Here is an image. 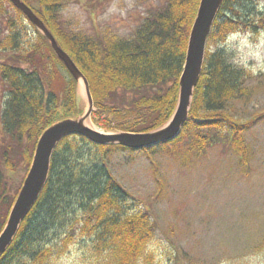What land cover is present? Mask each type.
Segmentation results:
<instances>
[{"label": "trees", "instance_id": "1", "mask_svg": "<svg viewBox=\"0 0 264 264\" xmlns=\"http://www.w3.org/2000/svg\"><path fill=\"white\" fill-rule=\"evenodd\" d=\"M4 1L15 8L16 17L8 18L10 32H0V76L9 90L2 117L0 234L25 179L15 185L17 172L24 164L28 173L43 131L86 108L78 98V80L46 36L38 29L36 40L28 38L26 44L17 23L27 17L10 0H0V14L8 12ZM24 1L87 76L97 113L106 114L108 129L146 132L169 121L178 104L189 36L201 0H166L163 9L150 13L126 38L66 32L57 21L60 0H35L38 9L33 1ZM257 1H224L208 38L189 119L168 143L179 142L188 129L198 131L197 145L213 141V132L226 131L229 143L248 164L245 133L255 119L244 121L229 105L248 95L250 73L233 64L225 50L210 47L239 29L264 27ZM92 119H97L94 113ZM120 148L129 149L100 145L80 134L63 138L53 152L44 190L0 264H54L73 246L82 250L83 261L89 264L140 263L154 237L155 222L146 211L131 210V192L112 173L109 158Z\"/></svg>", "mask_w": 264, "mask_h": 264}, {"label": "rangeland", "instance_id": "2", "mask_svg": "<svg viewBox=\"0 0 264 264\" xmlns=\"http://www.w3.org/2000/svg\"><path fill=\"white\" fill-rule=\"evenodd\" d=\"M31 1L38 9L37 2ZM60 1V28L93 37H132L150 13L166 5V0ZM4 5L8 12L0 14V32L7 34L11 31L8 18H15L16 12L8 2ZM256 6L264 12V0H258ZM17 26L26 44L28 38L36 40L38 28L28 18ZM259 27L231 32L210 48L225 50L229 60L243 68L245 57L249 65H254L255 59L248 54L264 53V27ZM234 33L240 38L229 40ZM245 36L247 43L243 44L241 38ZM248 72V95L229 105L244 121L255 119L245 133L248 164L233 149L226 131L213 132V141L205 145H197L194 140L198 131L188 129L177 143L157 144L147 151L120 148L112 152L110 168L131 192V210L146 211L155 222L148 252L138 264H264V71L256 75ZM8 97V85L0 76V149ZM78 98L87 108L82 80L78 81ZM93 113L97 119L88 120L92 127L116 132L107 128L110 123L106 114L99 115L96 107ZM26 175L27 168L21 164L15 185ZM54 264L89 262L83 261L82 250L73 246Z\"/></svg>", "mask_w": 264, "mask_h": 264}, {"label": "water", "instance_id": "3", "mask_svg": "<svg viewBox=\"0 0 264 264\" xmlns=\"http://www.w3.org/2000/svg\"><path fill=\"white\" fill-rule=\"evenodd\" d=\"M46 36L69 72L84 83L87 108L77 117L65 118L50 125L41 134L31 167L0 234V257L13 242L22 221L39 199L47 183L51 159L58 143L68 135L80 134L100 145L120 144L130 149H144L177 138L190 116L195 88L205 62L207 42L214 22L225 0H201L189 36L186 61L180 77L179 100L175 112L163 126L146 132H104L92 127L88 120L95 108L90 82L70 54L59 44L44 20L24 0H10Z\"/></svg>", "mask_w": 264, "mask_h": 264}, {"label": "clouds", "instance_id": "4", "mask_svg": "<svg viewBox=\"0 0 264 264\" xmlns=\"http://www.w3.org/2000/svg\"><path fill=\"white\" fill-rule=\"evenodd\" d=\"M237 38H240L238 33H234L228 37L229 40H235ZM241 39L243 44L247 43L246 36ZM261 44L264 45V41H261ZM248 55L254 58L256 63L254 65H249L247 57H245L242 61L244 67L253 75H256L258 72L264 71V53H262L261 51H255L250 52Z\"/></svg>", "mask_w": 264, "mask_h": 264}]
</instances>
